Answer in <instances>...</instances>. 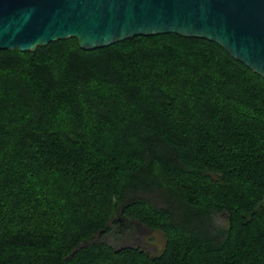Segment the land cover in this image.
<instances>
[{
    "label": "trees",
    "instance_id": "16d2710c",
    "mask_svg": "<svg viewBox=\"0 0 264 264\" xmlns=\"http://www.w3.org/2000/svg\"><path fill=\"white\" fill-rule=\"evenodd\" d=\"M0 264H264V78L175 33L0 50Z\"/></svg>",
    "mask_w": 264,
    "mask_h": 264
},
{
    "label": "water",
    "instance_id": "95a60500",
    "mask_svg": "<svg viewBox=\"0 0 264 264\" xmlns=\"http://www.w3.org/2000/svg\"><path fill=\"white\" fill-rule=\"evenodd\" d=\"M165 33L213 41L264 78V0H0V50L67 37L93 50Z\"/></svg>",
    "mask_w": 264,
    "mask_h": 264
},
{
    "label": "rangeland",
    "instance_id": "374dc122",
    "mask_svg": "<svg viewBox=\"0 0 264 264\" xmlns=\"http://www.w3.org/2000/svg\"><path fill=\"white\" fill-rule=\"evenodd\" d=\"M225 220L226 216L224 214L215 217V221L218 224H225ZM116 229L120 231L117 235H115ZM102 239L116 247L125 245L140 246L152 254H158L164 245V237L160 232L150 230L135 221H129L122 223L120 226H115L112 232L102 237Z\"/></svg>",
    "mask_w": 264,
    "mask_h": 264
}]
</instances>
